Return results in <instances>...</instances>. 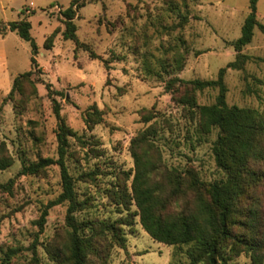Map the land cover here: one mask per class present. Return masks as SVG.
Here are the masks:
<instances>
[{"label":"rangeland","instance_id":"374dc122","mask_svg":"<svg viewBox=\"0 0 264 264\" xmlns=\"http://www.w3.org/2000/svg\"><path fill=\"white\" fill-rule=\"evenodd\" d=\"M70 2L0 0V26L30 23L38 64L9 95L13 79L30 70V46L14 33L0 36V71L9 77L0 89V185L12 181L0 189V264H70L67 204L50 208L42 229L37 225L61 192L58 167L17 175L21 163L57 158L53 99L74 133L66 165L77 206L69 216L84 230L86 264H190L192 244L159 243L140 225L134 178L139 174L163 217L209 216L208 186L226 175L212 152L218 131L201 132L196 107L213 105L217 90L181 82L216 80L235 62L223 76L226 106L264 119V32L255 28L239 53L229 45L240 36L249 0H98L73 19L78 47L62 39L61 12ZM179 14L186 24H178ZM255 15L264 26V0ZM251 168L262 171L264 162ZM251 210L254 231L245 225ZM232 214L231 232L258 245L251 251L221 240L227 264H264V179L245 189ZM88 221L114 223L124 246L83 225Z\"/></svg>","mask_w":264,"mask_h":264},{"label":"trees","instance_id":"16d2710c","mask_svg":"<svg viewBox=\"0 0 264 264\" xmlns=\"http://www.w3.org/2000/svg\"><path fill=\"white\" fill-rule=\"evenodd\" d=\"M87 1L98 0H71L67 9L61 12L63 17L64 30L62 39L72 41L79 47L77 42L76 26L73 19L77 11L82 8ZM249 0V13L243 21L240 36L229 45L239 53L243 47L248 45L253 37L254 29L264 32V26L256 20V2ZM183 3V0H182ZM179 25L188 22L186 15L179 14ZM30 23L21 19L8 22L0 26V36L7 33H14L19 39L28 42L30 46V70L19 74L12 81L9 95L13 94L21 81H28L34 71L38 70L35 60L37 47L30 35ZM86 51H88L86 49ZM89 57H97L88 52ZM239 58V57H238ZM235 67L234 63L227 64L226 67L218 71L216 80L181 82L189 85L194 90L213 89L217 90L215 103L210 106L196 107L199 127L202 133L209 134L213 129H217L218 134L213 142L212 152L216 165L222 169L226 175L225 180L214 182L208 186L209 199L211 202V212L209 216H179L176 218L163 217L160 210L156 209L157 201L153 193L141 186L140 176L134 178L132 193L135 205L139 211V222L144 231L155 241L167 245L192 244L189 253L190 264L205 262L206 264H227V258L223 254L221 240H232L237 245L253 251L258 245L255 240H246L241 235H234L231 232V225L237 224L233 220V212L239 198H242L245 189L255 182L264 179V170L251 168L256 163L264 162V119L254 110L239 109L235 106L227 107L225 104L226 89L223 84V76L226 69ZM46 90L50 91V85L46 84ZM53 112L58 119L56 141L57 158L39 159L36 162L21 163L18 176H33L51 165H56L59 169L61 192L57 198L49 202L43 209L38 219L37 225L41 230L48 210L56 205L67 204V223L71 229V251L70 264H86L85 244L82 241L81 224H75L71 215L75 211L77 202L75 199L74 180L68 172L66 165L68 137L73 136L71 132L59 119V107L53 99ZM190 107H195L192 99H185ZM12 181L6 185H0V189H9ZM250 216L245 225L254 231L257 227L256 213L250 211ZM71 221L69 222V220ZM83 225H92L99 228L102 234H109L119 245L124 246L125 240L118 233V228L114 223L105 224L103 222L88 221ZM92 231L91 227L84 229Z\"/></svg>","mask_w":264,"mask_h":264},{"label":"crops","instance_id":"0c3cea01","mask_svg":"<svg viewBox=\"0 0 264 264\" xmlns=\"http://www.w3.org/2000/svg\"><path fill=\"white\" fill-rule=\"evenodd\" d=\"M18 21V20H17ZM6 75L4 70L0 71V89H4L7 87V82L9 81V77Z\"/></svg>","mask_w":264,"mask_h":264}]
</instances>
